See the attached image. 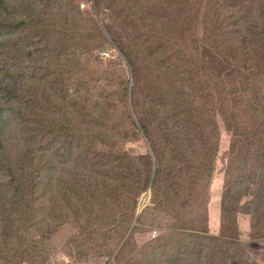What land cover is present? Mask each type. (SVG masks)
I'll return each mask as SVG.
<instances>
[{"label":"rangeland","instance_id":"rangeland-1","mask_svg":"<svg viewBox=\"0 0 264 264\" xmlns=\"http://www.w3.org/2000/svg\"><path fill=\"white\" fill-rule=\"evenodd\" d=\"M196 263L264 264V0H0V264Z\"/></svg>","mask_w":264,"mask_h":264},{"label":"trees","instance_id":"trees-1","mask_svg":"<svg viewBox=\"0 0 264 264\" xmlns=\"http://www.w3.org/2000/svg\"><path fill=\"white\" fill-rule=\"evenodd\" d=\"M162 5H163L164 7H169V6H170V4H168V3H162ZM221 14H222V13H221ZM164 16L169 18V16H168V12H166V13L164 14ZM220 18H221V16H220ZM223 22H226V21L224 20ZM227 29H228V28H227ZM209 41H210V40H209ZM209 41H208V42H209ZM228 43H229V42H226V43H224V42H223V43H220L219 48H220V49H226L227 47H229ZM118 44H119V47H120L122 50H124V46H123L120 42H118ZM213 49H214V47H207V49L204 50V54H205V55H208V54L212 53ZM216 54H217V52H215L214 56H215ZM205 61H207V60H205ZM211 67H213V63H212V65H211ZM197 69H199L198 65H197V64H192V65L188 66V67L185 69V71L189 73L190 70H194V71H195V70H197ZM138 104H139V101H138V100L135 101V102L133 103V106H132V108H133V112L130 110V112H129L128 114H134V115L137 117V119H138V121H139V124L142 125L143 121H142V118H141V116H140V114H139V107H138ZM132 123H133V125H135L136 122H135L134 119H133V122H132ZM63 130H64L63 123H62V122H59V123L54 127L53 132H54V134H55L56 136L66 139V140L69 142V144H70L72 147H75V148H79V147L85 145V144L88 143V142H93V139H95V140H97V141L100 140V139H99V134H98V133H93V131H89V130H85V131H83L81 134L77 135V137H76L77 140H76V141H75V140H72V139L69 140V139H67V138L64 136V134H63ZM216 153H217V149H215V153H213L212 156H211L213 160L216 159ZM195 154H196V153H194L193 156H194ZM211 163H212V162H211ZM211 170H213L212 167H211ZM170 173H173V171H170ZM155 179H156V177H155ZM155 179L153 180V183H152V182H151L152 179H151L150 176H149V178L146 179L145 183H144L142 186H140V187H138V188L136 189V191H135L136 204H137V199H138V197L140 196L141 193H143V192L145 193V191H147L148 189H151L150 187L156 188V186H155V184H156V180H155ZM194 182L196 183V185H198V182H197V181H194ZM173 186H175V184L170 183L168 189H173ZM177 186L180 187L181 189H184V186H183V185L177 184ZM58 195H59V193H58L57 195H54L53 198H57ZM141 195H142V194H141ZM172 195H177V194H172ZM186 197L189 198V196H186ZM191 197H193V196L191 195ZM90 207H91V205H90ZM133 208H135V206H134ZM133 210H134V209H133ZM61 214H62V215H61L62 217L66 218L64 221H62V223H64V224H65L66 222H68V221L70 220L71 216H72V215H71L72 213H70L69 209H67V208H65V207H61ZM224 218H225V219H226V218L228 219V214H227V213L225 214V217H224ZM196 264H198V263H196Z\"/></svg>","mask_w":264,"mask_h":264},{"label":"clouds","instance_id":"clouds-1","mask_svg":"<svg viewBox=\"0 0 264 264\" xmlns=\"http://www.w3.org/2000/svg\"><path fill=\"white\" fill-rule=\"evenodd\" d=\"M140 210V209H139ZM139 210H138V212H139ZM140 212H141V210H140Z\"/></svg>","mask_w":264,"mask_h":264},{"label":"water","instance_id":"water-1","mask_svg":"<svg viewBox=\"0 0 264 264\" xmlns=\"http://www.w3.org/2000/svg\"><path fill=\"white\" fill-rule=\"evenodd\" d=\"M139 212H140V210H139Z\"/></svg>","mask_w":264,"mask_h":264}]
</instances>
